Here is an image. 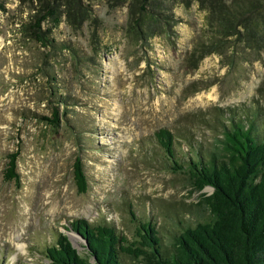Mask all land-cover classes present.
Here are the masks:
<instances>
[{
  "label": "rangeland",
  "instance_id": "374dc122",
  "mask_svg": "<svg viewBox=\"0 0 264 264\" xmlns=\"http://www.w3.org/2000/svg\"><path fill=\"white\" fill-rule=\"evenodd\" d=\"M145 6L155 19L143 41L133 28ZM207 13L199 0H0V264H46L59 233L85 254L78 219L129 240L133 214L166 235L196 221L201 193L171 169L156 132L169 129L187 162L188 144L214 149L229 113L264 116V49L219 42ZM57 106L55 131L41 117ZM16 153L19 185L4 175Z\"/></svg>",
  "mask_w": 264,
  "mask_h": 264
},
{
  "label": "trees",
  "instance_id": "16d2710c",
  "mask_svg": "<svg viewBox=\"0 0 264 264\" xmlns=\"http://www.w3.org/2000/svg\"><path fill=\"white\" fill-rule=\"evenodd\" d=\"M199 1L208 12L207 25L219 42L235 39L241 41L243 53L263 51L264 0ZM142 11L133 31L145 41L152 37L150 21L155 17L149 15L146 6ZM36 38L43 48H56L55 41L43 33L36 34ZM223 46L211 43L214 49ZM63 100L59 103L67 104ZM228 115L214 149L203 154L188 144L192 157L187 162L180 157L185 153H177L176 138L169 129L155 134L171 169L187 175L193 190L201 193L195 222H181L180 229L166 235L157 222H142L133 214L136 236L129 240L115 226L92 225L78 219L71 224V231L84 241L85 254L74 248L68 236L59 233L45 252L46 264H124L126 259L137 264H264V116L258 111L251 116H240L235 111ZM64 117L57 106L52 118L41 120L58 131ZM18 156H9L4 173L7 182L17 185ZM73 168L78 191L84 194L88 180L80 158ZM206 188H211L212 193H205Z\"/></svg>",
  "mask_w": 264,
  "mask_h": 264
},
{
  "label": "bare ground",
  "instance_id": "6f19581e",
  "mask_svg": "<svg viewBox=\"0 0 264 264\" xmlns=\"http://www.w3.org/2000/svg\"><path fill=\"white\" fill-rule=\"evenodd\" d=\"M19 246V248L21 249V250H23L24 249V247L22 246V245H18Z\"/></svg>",
  "mask_w": 264,
  "mask_h": 264
}]
</instances>
